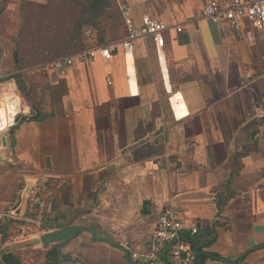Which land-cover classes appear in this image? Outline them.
I'll list each match as a JSON object with an SVG mask.
<instances>
[{
  "label": "crops",
  "instance_id": "0c3cea01",
  "mask_svg": "<svg viewBox=\"0 0 264 264\" xmlns=\"http://www.w3.org/2000/svg\"><path fill=\"white\" fill-rule=\"evenodd\" d=\"M48 3L16 0L5 10H16L18 33L27 5ZM116 3L130 5L136 22L144 14L162 20L163 47L136 39L130 53L119 49L108 61L96 55L55 71L52 58L24 67L43 66L37 101L53 116L14 130L3 162L24 166L26 187L14 207L0 202V212L14 209L8 219L22 222V233L13 235L16 227L4 238L0 221V259L28 245L57 248L33 240L82 227L109 243L71 235L56 264H144L157 214L172 207L184 234L199 227L197 264H264V26L212 24L202 15L205 0ZM121 26L116 41L126 36ZM16 57L5 51L0 71L13 75ZM20 97L23 118L32 106ZM45 181L43 199L28 202Z\"/></svg>",
  "mask_w": 264,
  "mask_h": 264
},
{
  "label": "trees",
  "instance_id": "16d2710c",
  "mask_svg": "<svg viewBox=\"0 0 264 264\" xmlns=\"http://www.w3.org/2000/svg\"><path fill=\"white\" fill-rule=\"evenodd\" d=\"M51 1L55 4L51 5ZM121 19L116 0H50L47 5H27L22 14V25L17 33L27 37V40L24 39L20 46L21 40L17 39V71L12 75L17 91L32 106V113L23 117L22 121L40 122L53 116V113L43 112L42 102L33 100L35 85L25 77L24 67L47 59L71 56L82 49L116 41L120 38L119 32L123 22ZM23 48L28 50L26 58L22 56L25 52L22 51ZM40 90L44 91V86ZM22 121L16 122L9 136L12 149L15 146L14 130ZM23 185V183L17 185L6 199L9 205H14L20 196L19 191L24 189ZM49 189V182L45 181L37 197L43 199ZM19 226H22V222L5 219L3 237H8L13 229ZM25 254L24 251L4 253L0 259L1 264H56L55 247L46 250L42 260L34 263H26Z\"/></svg>",
  "mask_w": 264,
  "mask_h": 264
},
{
  "label": "built area",
  "instance_id": "2783aa9c",
  "mask_svg": "<svg viewBox=\"0 0 264 264\" xmlns=\"http://www.w3.org/2000/svg\"><path fill=\"white\" fill-rule=\"evenodd\" d=\"M126 36L119 41H113L99 47H92L77 52L71 56L61 57L47 64L55 71L70 67L75 60L86 61L96 55L108 61L112 55L122 49L130 53L133 41L150 38L157 49L163 47V35L168 26L159 19L144 14L139 22L132 16L130 5L119 4ZM202 15L212 24L228 25L235 31L241 30L244 23L251 24L255 29L264 26V0H205ZM181 31L180 27L176 28ZM22 100L17 91L15 81L10 74L0 71V145L4 133H9L15 126L17 117L22 113ZM39 187L30 191V202H38ZM16 216L14 209L0 212V221ZM182 220L172 207L160 211L156 217L155 228L147 237L148 252L141 256L144 264H157L164 261L167 264H197L196 252L192 238L199 233V227L194 225L184 234ZM136 257V255H133Z\"/></svg>",
  "mask_w": 264,
  "mask_h": 264
},
{
  "label": "rangeland",
  "instance_id": "374dc122",
  "mask_svg": "<svg viewBox=\"0 0 264 264\" xmlns=\"http://www.w3.org/2000/svg\"><path fill=\"white\" fill-rule=\"evenodd\" d=\"M16 0H4V3L0 6V57L1 55L6 51L7 54L11 55V58L13 59L16 49L18 46L17 39L21 40L20 46L22 45V42L24 39L27 40V37H22V35H17V28L19 24V19L17 17L16 10H13L12 8L5 10L6 4L7 8L12 7V5L15 3ZM37 12H39L36 9ZM26 47V46H25ZM29 49V47H26ZM42 70L43 66H33L28 67L24 69V75L25 77L35 85V95L33 96L34 100L39 99L42 97V92L40 91V88L42 87V84L38 85V73L40 69ZM38 69V70H37ZM40 79V78H39ZM41 83V81H39ZM21 94V93H20ZM4 137L7 139L8 145L10 144L9 140V133H4ZM1 147V145H0ZM9 148H6L3 151H6L9 153ZM11 160V159H10ZM9 160V161H10ZM24 166L14 163L11 164V162H3L0 161V202L6 201V199L9 198V196L13 193L15 190V187L17 185H20L23 183L24 188L26 187L24 180H23V173H24ZM19 194H24V189L19 191ZM29 200V199H28ZM30 202V200L28 201ZM8 203V202H7ZM31 205L29 204L28 207ZM7 207H14L13 205H9ZM16 228L13 232V235L18 236L20 233H22V230H17ZM27 232H31V230L26 229ZM41 247V246H38ZM47 248H38L34 249L30 245L27 246L23 251L25 254V261L26 263H34L36 261H41L43 258V255L45 253Z\"/></svg>",
  "mask_w": 264,
  "mask_h": 264
},
{
  "label": "water",
  "instance_id": "95a60500",
  "mask_svg": "<svg viewBox=\"0 0 264 264\" xmlns=\"http://www.w3.org/2000/svg\"><path fill=\"white\" fill-rule=\"evenodd\" d=\"M23 119L24 118L19 116V117H17L16 122H18L19 120L22 121ZM12 130H13V128L10 130L9 135L11 134ZM8 147H9V145L7 143L6 137H2L1 138V147H0V161H6L7 153H6V151H3V150H5ZM80 232L91 233L94 239L104 241V242H108L105 239H98L96 237V233L89 228L70 227V228H59V229H55V230L47 232V233H43L37 239L33 240V244H40V245L44 246V245H48L51 243H57L58 242L59 244L56 248V252H57V256L60 257L61 245H63L65 242H67V240L70 238L71 235H75V234H78Z\"/></svg>",
  "mask_w": 264,
  "mask_h": 264
}]
</instances>
